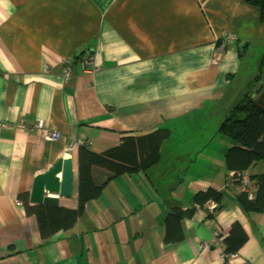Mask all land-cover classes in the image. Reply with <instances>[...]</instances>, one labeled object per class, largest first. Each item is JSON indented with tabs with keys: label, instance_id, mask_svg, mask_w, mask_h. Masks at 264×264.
<instances>
[{
	"label": "crops",
	"instance_id": "1",
	"mask_svg": "<svg viewBox=\"0 0 264 264\" xmlns=\"http://www.w3.org/2000/svg\"><path fill=\"white\" fill-rule=\"evenodd\" d=\"M261 70L264 83V22L245 0H0V264H264V212L244 204L221 131ZM40 120L61 140L29 132ZM157 135L144 169L90 164L98 197L68 228L42 229L33 209L79 210L80 145L140 162ZM59 160L72 161L71 194L32 203ZM209 190L219 202L198 204ZM236 224L248 239L228 254Z\"/></svg>",
	"mask_w": 264,
	"mask_h": 264
},
{
	"label": "trees",
	"instance_id": "2",
	"mask_svg": "<svg viewBox=\"0 0 264 264\" xmlns=\"http://www.w3.org/2000/svg\"><path fill=\"white\" fill-rule=\"evenodd\" d=\"M248 4L255 5L260 8L261 20L264 22V0H245ZM263 70H261L258 77L255 78L250 84L249 89L245 97L235 106L230 112L226 120L224 121L221 131L229 138H231L236 145L229 149L226 155V164L229 171L235 174L234 181L238 185H243V172L251 171L254 167L264 165V106H261L256 97H253L252 93L254 89L260 84L263 79ZM165 135H157L152 137L150 142L154 144V152L145 154L139 152L140 162L133 159L123 158L119 155L118 151H111L100 159L92 152L85 148H79L80 152V169H81V194H80V207L78 211H69L61 208L46 207L42 210L33 209L34 214L39 218L42 229L48 230L54 226L57 222L59 228L66 229L78 216L83 212L84 203L95 199L100 194V188L95 187L93 180L90 179L89 171L90 164L94 163L100 165V163L112 165L107 159H112L116 156L120 157L122 163H127L136 169H144L151 163L155 162L159 156V146ZM142 149H145L143 147ZM128 156V155H127ZM143 157V158H142ZM105 159V161H104ZM125 169L121 167V171ZM119 175V173H117ZM249 176V185L255 187L256 198L250 200L247 193L243 194L244 204L251 210L264 212V172L252 173ZM86 178V182L83 183V179ZM84 185V189H83ZM82 195V196H81ZM221 196L213 190H209L205 193L198 194L196 202L198 204H205L209 201L219 202ZM54 229V227H53ZM247 236L244 233L242 227L238 224L234 225L230 233L229 238L225 240L226 252L228 254L236 253L246 243Z\"/></svg>",
	"mask_w": 264,
	"mask_h": 264
},
{
	"label": "water",
	"instance_id": "3",
	"mask_svg": "<svg viewBox=\"0 0 264 264\" xmlns=\"http://www.w3.org/2000/svg\"><path fill=\"white\" fill-rule=\"evenodd\" d=\"M260 93L259 103L264 106V83L261 82L259 87L252 93L257 97ZM73 165L71 160H59L50 170L38 176L35 179L34 187L31 192V202L44 205H58L57 199L46 198L45 192L68 197L72 191Z\"/></svg>",
	"mask_w": 264,
	"mask_h": 264
},
{
	"label": "rangeland",
	"instance_id": "4",
	"mask_svg": "<svg viewBox=\"0 0 264 264\" xmlns=\"http://www.w3.org/2000/svg\"><path fill=\"white\" fill-rule=\"evenodd\" d=\"M82 60H84V59H82ZM86 60H88V61H90L89 62V64H88V66L86 67V66H84V64L81 62V66H82V69L84 70V72H90V73H96L98 70H99V68H98V66L97 65H95L94 64V62H93V59H92V57H90L89 58V56L88 57H86ZM90 65V66H89ZM40 121H42V120H40ZM44 122V121H43ZM45 123V122H44ZM47 126V125H46ZM47 129H45V128H43L42 130L41 129H39L37 126H33L30 130H29V132H36V133H38V134H40L41 136H42V138H44L46 141H49V142H58V141H60L61 140V133H59L58 131H55V130H53V129H51L50 127H46ZM60 134V135H59ZM56 135H58V136H60V139L59 140H56V137H58V136H56ZM55 136V137H54ZM68 143H71V144H73V146H74V148H67L68 150H66L67 151V154H72V153H74L75 152V148H77V146L78 145H80V143H79V141H75V140H69V142ZM67 146V145H66ZM81 147H82V145H80ZM261 166H264L263 164L261 165ZM260 166V167H261ZM235 176V174L233 175V177Z\"/></svg>",
	"mask_w": 264,
	"mask_h": 264
},
{
	"label": "built area",
	"instance_id": "5",
	"mask_svg": "<svg viewBox=\"0 0 264 264\" xmlns=\"http://www.w3.org/2000/svg\"><path fill=\"white\" fill-rule=\"evenodd\" d=\"M233 40H232V38L231 37H226V39H225V42L223 43V45L220 47V49H219V51H220V53H222L223 51H224V48H225V46H226V44H230V42H232ZM89 62L90 61H88V60H86V59H84L83 61H82V63L84 64V66H88V64H89ZM90 66V65H89ZM35 126H37L39 129H43V128H45V129H47L46 127V124L43 122V121H38L36 124H34ZM33 125V126H34ZM33 126H30L28 129H31ZM2 127H5L4 125L2 126ZM60 135V134H59ZM56 136H58V135H56ZM61 136V135H60ZM60 136H58V137H56V140H59L60 139ZM55 137V136H54ZM67 148H74V146H73V144H71V143H69L67 146H66ZM242 176V175H241ZM243 190L245 191V192H247V195H248V198L250 199V200H254L255 198H256V195H255V187L254 186H251V185H249V181H247V180H245L244 178H243ZM213 242H214V244L215 245H217L219 248H221L222 249V256L224 257V258H228V255L224 252V247H222L223 246V242H222V240H221V237L220 236H218L217 234H215V236H214V240H213ZM228 264H230V262L228 263Z\"/></svg>",
	"mask_w": 264,
	"mask_h": 264
},
{
	"label": "bare ground",
	"instance_id": "6",
	"mask_svg": "<svg viewBox=\"0 0 264 264\" xmlns=\"http://www.w3.org/2000/svg\"><path fill=\"white\" fill-rule=\"evenodd\" d=\"M261 94L262 93H260L256 98H257V100H259L260 98H261Z\"/></svg>",
	"mask_w": 264,
	"mask_h": 264
}]
</instances>
